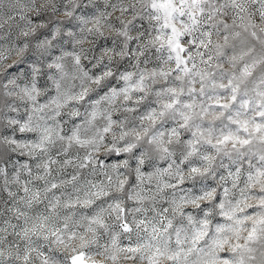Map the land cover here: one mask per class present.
<instances>
[{
	"label": "clouds",
	"instance_id": "clouds-1",
	"mask_svg": "<svg viewBox=\"0 0 264 264\" xmlns=\"http://www.w3.org/2000/svg\"><path fill=\"white\" fill-rule=\"evenodd\" d=\"M0 264H264V0H0Z\"/></svg>",
	"mask_w": 264,
	"mask_h": 264
}]
</instances>
